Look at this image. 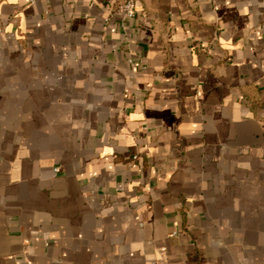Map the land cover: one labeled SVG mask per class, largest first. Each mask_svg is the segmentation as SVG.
Listing matches in <instances>:
<instances>
[{"label": "crops", "instance_id": "crops-1", "mask_svg": "<svg viewBox=\"0 0 264 264\" xmlns=\"http://www.w3.org/2000/svg\"><path fill=\"white\" fill-rule=\"evenodd\" d=\"M0 0V264H264V0Z\"/></svg>", "mask_w": 264, "mask_h": 264}, {"label": "built area", "instance_id": "built-area-1", "mask_svg": "<svg viewBox=\"0 0 264 264\" xmlns=\"http://www.w3.org/2000/svg\"><path fill=\"white\" fill-rule=\"evenodd\" d=\"M125 11H126V15L128 17L133 16L134 15V11H135V3L133 0H127L125 2V4L123 5Z\"/></svg>", "mask_w": 264, "mask_h": 264}]
</instances>
